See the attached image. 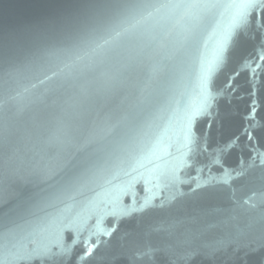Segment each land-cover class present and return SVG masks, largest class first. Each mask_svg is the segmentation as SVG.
<instances>
[{
  "label": "water",
  "instance_id": "water-1",
  "mask_svg": "<svg viewBox=\"0 0 264 264\" xmlns=\"http://www.w3.org/2000/svg\"><path fill=\"white\" fill-rule=\"evenodd\" d=\"M0 264H264V0H0Z\"/></svg>",
  "mask_w": 264,
  "mask_h": 264
},
{
  "label": "snow or ice",
  "instance_id": "snow-or-ice-1",
  "mask_svg": "<svg viewBox=\"0 0 264 264\" xmlns=\"http://www.w3.org/2000/svg\"><path fill=\"white\" fill-rule=\"evenodd\" d=\"M245 2L249 5V7H255L256 0H245Z\"/></svg>",
  "mask_w": 264,
  "mask_h": 264
}]
</instances>
